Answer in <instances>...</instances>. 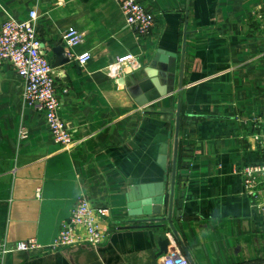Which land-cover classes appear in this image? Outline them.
<instances>
[{"label": "crops", "instance_id": "crops-1", "mask_svg": "<svg viewBox=\"0 0 264 264\" xmlns=\"http://www.w3.org/2000/svg\"><path fill=\"white\" fill-rule=\"evenodd\" d=\"M140 1L155 16L146 39L115 0H0V29L10 16L37 10L43 52L56 65L60 115L73 134L71 147L55 143L44 113L24 102L16 69L0 66V240L34 238L42 246L12 251L3 264H158L169 251L191 264H264V214L236 173L261 160L251 119L264 114V38L251 13L264 0ZM71 28L84 35L73 48L63 39ZM84 52L91 59L81 65ZM160 52L177 55L176 79L174 91L155 101L152 93L166 87L161 66H153ZM127 54L142 68L109 76V64ZM179 102L186 128L170 211ZM164 145L167 169L158 162ZM159 182L166 203L156 216L172 213L171 223H136L145 216L131 215L133 188ZM80 195L106 210L104 241L49 251Z\"/></svg>", "mask_w": 264, "mask_h": 264}, {"label": "built area", "instance_id": "built-area-1", "mask_svg": "<svg viewBox=\"0 0 264 264\" xmlns=\"http://www.w3.org/2000/svg\"><path fill=\"white\" fill-rule=\"evenodd\" d=\"M124 14L126 24L132 27L140 38H148L154 27L155 16L149 12L140 0H115ZM252 17L256 23L263 19L262 7ZM38 12L32 9L24 19L10 16L0 29V66L12 65L23 79L24 102L39 108L45 117L46 124L55 143L63 147L73 145V134L60 115L61 101L57 92L54 68L42 49V40L37 29ZM64 43L73 48L84 41L83 33L76 29H68L63 34ZM81 65L91 59L90 52H84L77 57ZM142 68V63L132 54L119 57L107 67V74L113 78L119 77L126 69L132 71ZM253 130L252 150L261 156L258 162L242 165L236 168V173L242 178L243 192L251 201L252 206L260 214H264V114L252 117ZM21 139L27 137L22 130ZM106 210L95 208L89 200L80 195L70 217L62 222L58 236L49 251H56L78 244L100 245L107 230L101 226V218ZM42 248L36 239L31 238L10 246L6 240H0V264L12 251L30 252ZM158 264H191L188 257L180 252H167Z\"/></svg>", "mask_w": 264, "mask_h": 264}, {"label": "water", "instance_id": "water-1", "mask_svg": "<svg viewBox=\"0 0 264 264\" xmlns=\"http://www.w3.org/2000/svg\"><path fill=\"white\" fill-rule=\"evenodd\" d=\"M186 35L187 31L184 33V40H183V49H182V64L184 63V55H185V45H186ZM57 53L62 56V54L66 55L65 52V46L58 47L56 49ZM69 61L68 57L61 58L60 61H58L56 64L58 66L60 64H64ZM62 62V63H61ZM161 66V75L164 78V81L166 83V87L160 88L159 90H155V92L152 93L149 100H157L164 96H166L169 93H172L175 88V77H176V67H177V55H165L163 52H160L156 55L153 66ZM53 68L56 67V65L52 64ZM124 82V81H122ZM156 82V81H154ZM179 93L181 96V91L183 88V76L181 72V78L179 81ZM137 96V93L135 92L134 96ZM181 99V98H180ZM139 103L143 104L141 102V99L137 98ZM176 129H175V148H174V157H173V165H172V189L170 192V211L173 208V200H174V190H175V180H176V173H177V151H178V143H179V136H180V118H181V102L178 103V109L176 113ZM159 164L164 168L167 169L168 165V146L164 145L161 148L160 156H159ZM134 193L136 192L137 199H132L129 204V210L131 212V215H139V216H145L144 218H139L136 220V223L140 222H159V221H168L171 223V214H169L168 217H162L159 218L156 215L161 214L162 207L165 206L166 203V187L164 182L159 183H152V184H145V185H135L133 188ZM143 191V192H141ZM133 193V194H134ZM144 196V200L141 199V196ZM141 206V208H139ZM136 209H140L141 211H137ZM131 222V221H129ZM167 246V243H166ZM164 247V249L166 248Z\"/></svg>", "mask_w": 264, "mask_h": 264}, {"label": "rangeland", "instance_id": "rangeland-1", "mask_svg": "<svg viewBox=\"0 0 264 264\" xmlns=\"http://www.w3.org/2000/svg\"><path fill=\"white\" fill-rule=\"evenodd\" d=\"M255 7H262L261 10L264 12V6L263 5L259 4V5L255 6ZM255 7L253 8L251 15H253V13L257 10V8H255ZM260 20L261 21L259 23H257V28L262 32L261 36L264 38V16H263V19L261 18ZM253 23H255V20H253ZM174 138H175V135H174ZM188 144H190V143H187L186 146Z\"/></svg>", "mask_w": 264, "mask_h": 264}, {"label": "trees", "instance_id": "trees-1", "mask_svg": "<svg viewBox=\"0 0 264 264\" xmlns=\"http://www.w3.org/2000/svg\"><path fill=\"white\" fill-rule=\"evenodd\" d=\"M181 120H180V134H182L183 133V131H184V129L186 128L185 127V124H184V116H181V118H180ZM181 143V142H180ZM180 143H179V145H180ZM188 152V150L187 149H185V153L183 154L182 152H180V157H179V161L182 159L181 157L183 156V158H184V156H185V154ZM181 158V159H180ZM178 161V162H179ZM239 264H252V263H239Z\"/></svg>", "mask_w": 264, "mask_h": 264}]
</instances>
